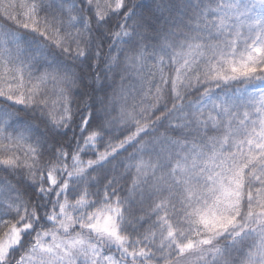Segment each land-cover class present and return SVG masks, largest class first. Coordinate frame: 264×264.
<instances>
[{
  "label": "snow or ice",
  "instance_id": "snow-or-ice-1",
  "mask_svg": "<svg viewBox=\"0 0 264 264\" xmlns=\"http://www.w3.org/2000/svg\"><path fill=\"white\" fill-rule=\"evenodd\" d=\"M0 264H264V0H0Z\"/></svg>",
  "mask_w": 264,
  "mask_h": 264
}]
</instances>
